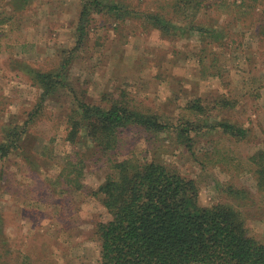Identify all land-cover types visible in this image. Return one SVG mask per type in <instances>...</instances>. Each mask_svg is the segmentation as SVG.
<instances>
[{"label":"rangeland","instance_id":"374dc122","mask_svg":"<svg viewBox=\"0 0 264 264\" xmlns=\"http://www.w3.org/2000/svg\"><path fill=\"white\" fill-rule=\"evenodd\" d=\"M122 1L141 12L164 11L170 2ZM199 1L196 19L219 29L220 38H202L188 29L165 34L145 23L143 15L116 19L93 13L85 37L72 51L81 0H29L24 9L17 5L18 10L12 9L11 0H0V16L7 19L0 24L1 140L13 124L26 120L40 98L31 74L15 61L54 70L72 56L64 71L67 87L47 98L44 115L21 138L22 153L0 161V210L9 264H99L94 229L111 215L101 195L93 192L111 172L112 162L124 158L160 161L195 179L202 206L238 203L250 233L264 240V193L257 188L248 158L264 149V0H247L246 5L240 0ZM69 86L95 103L103 93L125 89L136 106L175 121L189 114L187 101L200 97L210 122L240 123L247 132L233 140L220 127L206 134L192 131L188 150L176 131L150 133L131 125L119 132L115 149L85 161L84 187L68 186L54 176L78 148L65 139L74 98ZM221 97L229 103L222 106ZM229 183L244 188L246 197L236 202L223 195L221 187Z\"/></svg>","mask_w":264,"mask_h":264},{"label":"trees","instance_id":"16d2710c","mask_svg":"<svg viewBox=\"0 0 264 264\" xmlns=\"http://www.w3.org/2000/svg\"><path fill=\"white\" fill-rule=\"evenodd\" d=\"M81 1L77 45L72 51L85 37L93 13H107L116 19H138L143 15L145 23L169 35H179V30L188 29V33L202 38L222 36L215 26L196 19L202 6L199 0H168L164 11L156 12H141L122 0ZM246 1L240 0V5H246ZM28 2L11 0V6L18 10L21 6L17 5L24 6ZM6 21L0 16V24ZM71 58L69 55L63 59L54 70H42L21 60L15 61L31 74L32 84L40 89V98L28 111L26 120L22 124H13L4 139H0V161L8 160L15 152L22 153L21 138L30 125L36 124L44 115L47 98L67 87L64 71ZM70 89L73 91L72 87ZM73 97L66 115L65 139L78 148L73 156L65 158L54 178L63 179L68 186L77 188L84 187L81 177L89 156L107 154L115 149L119 132L131 125L150 133L176 131L188 150H191L192 131L206 134L220 127L222 133L233 140L247 132L240 123L225 119L210 122L205 116L208 106L200 97L186 102L184 109L189 114L180 121L136 106L125 89L119 93H103L99 103L87 101L76 92ZM218 101L222 106L229 103L225 97ZM52 141L53 137L48 143ZM215 151L219 153L216 148ZM248 158L254 166L257 188L264 193V149L254 151ZM110 168L109 175L93 192L101 195V202L111 215L106 221H98L94 229L100 245L99 264H264V240L250 233L238 203L219 201L212 206H202L196 180L160 161L124 158L113 161ZM221 191L236 202L247 195L244 188L234 183L222 186ZM6 238L0 210V245L4 250L0 252V259L3 258L0 264L10 263L7 262L11 253Z\"/></svg>","mask_w":264,"mask_h":264}]
</instances>
